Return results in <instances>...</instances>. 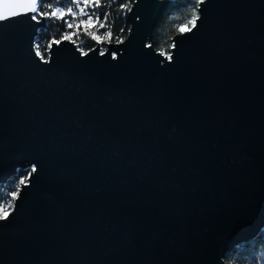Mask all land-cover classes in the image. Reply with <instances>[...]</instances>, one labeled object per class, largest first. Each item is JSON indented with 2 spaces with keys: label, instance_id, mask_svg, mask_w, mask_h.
<instances>
[{
  "label": "water",
  "instance_id": "1",
  "mask_svg": "<svg viewBox=\"0 0 264 264\" xmlns=\"http://www.w3.org/2000/svg\"><path fill=\"white\" fill-rule=\"evenodd\" d=\"M168 1L132 0L123 43L48 63L45 20L0 22V183L38 169L0 264H225L263 228L264 0H205L171 61L150 40Z\"/></svg>",
  "mask_w": 264,
  "mask_h": 264
},
{
  "label": "snow or ice",
  "instance_id": "2",
  "mask_svg": "<svg viewBox=\"0 0 264 264\" xmlns=\"http://www.w3.org/2000/svg\"><path fill=\"white\" fill-rule=\"evenodd\" d=\"M115 2L116 0H67V5L61 6L62 0H0V22L19 16L28 17L37 24L41 23L42 20L59 21L60 27L63 30H58V38L53 35L52 39L46 44L45 50L50 52L54 45H60L62 42L68 41L77 45L82 55H87L88 52L79 46L84 42L81 39V34L95 41L97 44L111 42L114 38L116 43H123V39L120 36L114 37L112 25L109 23L110 13L108 11H101L105 7L110 8ZM204 3L205 0H190V6L187 9L188 15L176 27L178 33L191 32L197 27V22L201 18V6ZM118 7L121 11L124 9L131 11L128 4L121 3ZM101 16H103V19H101ZM101 29L106 30L101 33ZM123 31L124 29L121 28L120 32L122 33ZM169 47L175 48L176 44L174 42L170 43ZM94 50L89 49V51ZM106 51L107 49H101L100 55H104ZM161 54L166 55L168 61L173 59L170 53L162 52ZM35 55L43 63L49 62V59H46L44 54L41 53L40 44L35 45ZM112 58H116L115 53H112ZM37 171V166L33 164L28 170L27 175L19 179L16 189L9 193L11 200L5 199L4 203L0 204V221L8 219L11 214L8 210L13 208L14 201H16L20 194V186H26L29 178ZM260 259H264V257Z\"/></svg>",
  "mask_w": 264,
  "mask_h": 264
},
{
  "label": "trees",
  "instance_id": "3",
  "mask_svg": "<svg viewBox=\"0 0 264 264\" xmlns=\"http://www.w3.org/2000/svg\"><path fill=\"white\" fill-rule=\"evenodd\" d=\"M132 0H116L110 8L105 7L101 11H108L110 13V21L112 25V31L115 36L121 38L127 33L129 22L126 17L128 9L119 10V4L131 5ZM67 0H62L61 6H66ZM190 6V0H169L161 17L156 22L151 33V42L155 48L160 49L164 53H168L170 50L169 44L171 43V35L177 31V25L188 15L187 9ZM103 19V16H101ZM124 31L121 33L120 29ZM63 30L60 27V22L46 21L38 27L37 33L34 36V45H41V53L46 57L48 51L45 50L46 44L52 39L53 35L59 37V31ZM106 29H101L100 32H104ZM99 34V33H98ZM81 39L84 41L80 44V47L87 49L94 45L95 41L83 36ZM115 40V38L113 39ZM79 44V42H78ZM104 44H101L104 47ZM27 175V168L19 169L16 174L10 176L6 182L0 183V204H3L5 199L11 200L10 192L16 189L19 184V179L24 178ZM264 226L260 232L254 236L245 240L233 247L231 251H228L225 255V264H264Z\"/></svg>",
  "mask_w": 264,
  "mask_h": 264
},
{
  "label": "flooded vegetation",
  "instance_id": "4",
  "mask_svg": "<svg viewBox=\"0 0 264 264\" xmlns=\"http://www.w3.org/2000/svg\"><path fill=\"white\" fill-rule=\"evenodd\" d=\"M27 172H28V168H27Z\"/></svg>",
  "mask_w": 264,
  "mask_h": 264
},
{
  "label": "rangeland",
  "instance_id": "5",
  "mask_svg": "<svg viewBox=\"0 0 264 264\" xmlns=\"http://www.w3.org/2000/svg\"><path fill=\"white\" fill-rule=\"evenodd\" d=\"M260 232V231H259Z\"/></svg>",
  "mask_w": 264,
  "mask_h": 264
}]
</instances>
